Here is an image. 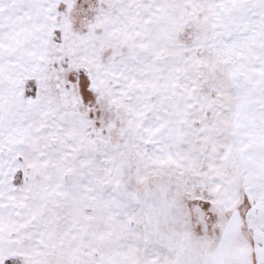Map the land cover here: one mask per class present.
Instances as JSON below:
<instances>
[{
	"label": "rangeland",
	"instance_id": "rangeland-1",
	"mask_svg": "<svg viewBox=\"0 0 264 264\" xmlns=\"http://www.w3.org/2000/svg\"><path fill=\"white\" fill-rule=\"evenodd\" d=\"M0 264H264V0H0Z\"/></svg>",
	"mask_w": 264,
	"mask_h": 264
}]
</instances>
